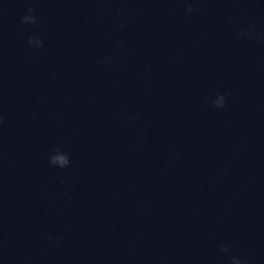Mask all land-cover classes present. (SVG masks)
<instances>
[{
    "label": "clouds",
    "instance_id": "9594fccd",
    "mask_svg": "<svg viewBox=\"0 0 264 264\" xmlns=\"http://www.w3.org/2000/svg\"><path fill=\"white\" fill-rule=\"evenodd\" d=\"M187 13H191L194 11V9L189 5L186 9ZM36 10L34 8H29L27 10L28 14L21 17V24L24 25H35L38 23V19L34 13ZM243 31L241 32V35H245ZM27 43L29 45H35L37 47H40L43 45V39L38 38L37 36H29ZM211 103L216 108H223L226 104V99L224 94L217 93L216 97L211 100ZM49 163L53 166L59 167V168H66L70 164V160L68 155L60 148L56 147L53 152L49 155ZM231 247V244H224L221 246V250L223 252H228L229 248ZM230 264H247L246 259H242L239 256H231L230 257Z\"/></svg>",
    "mask_w": 264,
    "mask_h": 264
}]
</instances>
